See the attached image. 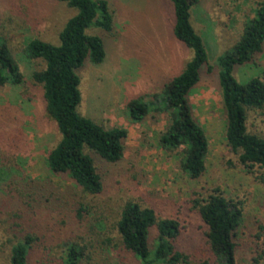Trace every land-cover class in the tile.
I'll return each mask as SVG.
<instances>
[{
	"label": "rangeland",
	"instance_id": "1",
	"mask_svg": "<svg viewBox=\"0 0 264 264\" xmlns=\"http://www.w3.org/2000/svg\"><path fill=\"white\" fill-rule=\"evenodd\" d=\"M104 1L113 27L109 33L87 30L102 39L105 59L100 65L86 61L76 71L81 96L77 112L105 128H123L127 136L115 164H102L90 153L103 186L101 194L91 196L68 177L48 170L47 156L59 134L45 116L40 87L31 82L43 63L23 53L33 39L58 45V34L74 11L54 0H0V40L8 45L26 81L23 86L0 88V264H9L11 248L23 239V231L33 239L28 264H61L70 243L85 250L79 264H139L123 250L115 229L127 202L152 209L158 219L179 223L181 233L173 246L187 258L179 264H214L192 200L216 188L242 211L236 264H255L261 254L258 264H264V185L246 175L229 152L215 75H203L187 96L208 141L205 172L199 180L192 181L181 171V150L165 151L159 145L167 115L149 116L142 124L127 116L129 101L142 97L155 102L154 95L192 57L173 35L171 1ZM260 1L198 0L191 8V25L210 65L232 48ZM263 73L264 50L255 65L235 67L233 76L245 83ZM247 126L251 133L264 136V110L249 112ZM25 183L36 191L31 198L19 196ZM156 236L151 229V248Z\"/></svg>",
	"mask_w": 264,
	"mask_h": 264
},
{
	"label": "trees",
	"instance_id": "2",
	"mask_svg": "<svg viewBox=\"0 0 264 264\" xmlns=\"http://www.w3.org/2000/svg\"><path fill=\"white\" fill-rule=\"evenodd\" d=\"M54 1L74 11L58 34L59 44L33 39L23 49L27 59L43 63V68L32 74L31 82L40 87L45 116L56 125L59 134L57 144L47 156V167L53 175L68 177L84 194L97 196L102 193L103 186L90 153L102 164L117 163L122 157L127 131L105 128L78 114L81 96L76 71L86 61L93 65L103 63V41L99 36L87 34V30L92 27L111 32L113 16L104 0ZM170 1L174 14L173 35L192 52V57L183 70L154 95L153 99L158 102L142 97L129 101L128 118L135 124H142L149 116L158 119L160 115H167L168 126L159 138V145L165 151L181 150V171L190 180H199L205 172L208 141L192 116L187 96L203 75H215L229 152L246 175L264 185V136L251 133L247 126L249 112L264 110V73L245 83L237 82L233 76L235 67L255 65L263 53L264 0L257 3L241 35L232 48L217 59L215 66L209 64L202 40L191 25V8L198 0ZM25 84L11 50L0 40V88ZM31 186L26 183L21 186L20 198H31L36 193L31 192ZM192 208L205 228L204 236L214 264H236L237 230L242 218L238 205L228 201L216 188L208 194L197 195L192 200ZM153 228L157 236L151 248L149 236ZM115 229L123 250L132 254L139 264L187 262L186 256L173 246L181 233L179 223L158 219L150 208L135 202L125 203ZM22 235L23 239L11 248L9 264H28L33 239L27 231ZM84 258L85 250L70 243L65 246L61 264H79ZM262 258L263 254L254 259V263L258 264Z\"/></svg>",
	"mask_w": 264,
	"mask_h": 264
}]
</instances>
